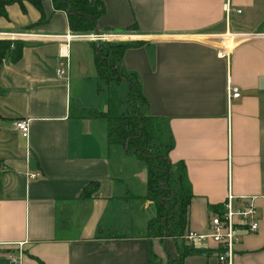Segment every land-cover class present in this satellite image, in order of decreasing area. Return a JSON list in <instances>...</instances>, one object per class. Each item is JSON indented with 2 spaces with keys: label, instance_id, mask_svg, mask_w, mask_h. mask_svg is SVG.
<instances>
[{
  "label": "crops",
  "instance_id": "0c3cea01",
  "mask_svg": "<svg viewBox=\"0 0 264 264\" xmlns=\"http://www.w3.org/2000/svg\"><path fill=\"white\" fill-rule=\"evenodd\" d=\"M93 1L105 7L96 31L138 28L122 70L138 75L173 144L170 161L184 167L193 193L188 229L207 233L229 194L236 204L252 201L259 230L241 233L235 264H264V0ZM43 5L42 24L35 7L11 6L0 32L71 31L67 12ZM93 43L28 40L22 58L0 69V264H12L8 255L17 264H149L151 253L166 264L178 254L175 239L148 234L158 209L148 198L147 163L111 145L107 121L91 115L107 110L111 88L119 112H132L129 86L121 99L113 87L121 83L98 77ZM66 50L69 75L59 78ZM82 54L88 76L80 70L78 87L73 60ZM229 84L239 98L229 101ZM22 119L27 138L15 125ZM195 246L210 252L184 264H219L215 243Z\"/></svg>",
  "mask_w": 264,
  "mask_h": 264
},
{
  "label": "trees",
  "instance_id": "16d2710c",
  "mask_svg": "<svg viewBox=\"0 0 264 264\" xmlns=\"http://www.w3.org/2000/svg\"><path fill=\"white\" fill-rule=\"evenodd\" d=\"M45 0H0V18L9 20V8L19 5L27 13V4L35 7L41 13L37 24L48 20L44 11ZM55 10L65 11L68 14L69 28L73 33H92L97 30V22L105 13V7L93 0H51ZM136 26L117 32H137ZM95 49V62L97 75L108 82H126L130 88L127 103L132 107L128 115L121 114L118 101L115 99V90L111 88V98L106 111L92 113V116L104 119L108 123L109 143L123 146L127 155L136 157L147 163V183L149 186L148 198L155 202L158 214L149 222L148 234L173 238L178 246L175 258L169 256L166 264H184L186 257L210 252L207 249L197 248L195 245L184 242L188 229V212L190 200L193 196L187 181V198L182 201L176 194L172 184L175 169L169 158V151L173 144L160 147V137L164 138L161 122L150 113V104L141 89V82L136 73L122 70L124 53L132 47L138 46L136 42H100L93 43ZM28 41L0 39V69L5 63H17L23 56ZM77 111H72L71 114ZM159 122V126L155 124ZM156 148V151H154ZM183 167V165H181ZM184 171V167H183ZM185 176V171H184ZM186 179V177H185ZM94 187V186H93ZM96 187V186H95ZM94 187V188H95ZM3 189L2 175H0V192ZM185 191V190H183ZM93 191H85L91 195ZM216 207L214 212L221 210ZM149 264H162L159 258L151 253Z\"/></svg>",
  "mask_w": 264,
  "mask_h": 264
},
{
  "label": "built area",
  "instance_id": "2783aa9c",
  "mask_svg": "<svg viewBox=\"0 0 264 264\" xmlns=\"http://www.w3.org/2000/svg\"><path fill=\"white\" fill-rule=\"evenodd\" d=\"M229 6V5H228ZM237 12H241L238 10ZM136 35H130L118 32L100 33L95 31L92 33H73L68 31L64 34H41L33 35L30 33H8L0 32V39H19V40H42L61 42L68 46L75 41L88 42H121L124 40L132 41ZM229 36V35H227ZM230 38V37H227ZM66 53L60 59L57 76L65 78L69 75L70 59L69 53ZM228 99L239 98L240 90L229 84L227 89ZM24 137H28L30 133V124L28 120H17L15 123ZM236 197L229 194L227 200L218 212H213L210 218L209 230L207 233L201 234L194 231H189L185 235V239L192 245H204L212 242L217 245L215 250L219 264H235L236 246L242 240L241 233H256L259 230V211L252 201L243 204H236ZM12 264H17L18 259L13 255H8Z\"/></svg>",
  "mask_w": 264,
  "mask_h": 264
},
{
  "label": "rangeland",
  "instance_id": "374dc122",
  "mask_svg": "<svg viewBox=\"0 0 264 264\" xmlns=\"http://www.w3.org/2000/svg\"><path fill=\"white\" fill-rule=\"evenodd\" d=\"M15 33H29L27 31H19V32H15ZM118 33H125V32H118ZM125 34H135L133 32H126ZM11 40H19V39H11ZM121 42H130L128 40H124ZM235 41L233 40L232 43H234ZM111 43V42H110ZM112 43H120V42H112ZM76 49L74 48V52H79V50H81L79 45L75 46ZM85 49V48H84ZM75 57V63L73 60V66H76V71H77V80H78V87H82L84 81V75L79 74L80 70L85 68V72H86V76H88V64L84 62V56L82 54V59L80 60L78 58V55H74ZM73 85H75V81H73ZM81 85V86H80ZM102 85V94H104L105 92L108 94V85H106L104 82H101ZM78 87L73 86V92H74V96L76 94V90L78 89ZM114 88H118V92H117V96L121 99H123L122 97H120L123 94V91H121L122 89H124V92H126V90H128V84H126V82H122L120 85L119 84H114L113 86ZM161 122V121H160ZM155 124L157 125V128L159 126V122L155 121ZM168 140V139H167ZM165 138H161L160 137V143H158V145L160 147H162L164 149L165 146H167L169 144V141H167ZM154 151H156V148H154ZM174 180H173V188L176 191V194H179L182 201H184V199L186 200L188 194H187V184H186V179L184 176V171H183V167L181 165L177 166L175 169V174H174ZM185 190V191H183ZM154 208L152 206V208H150V211L153 212ZM185 238V237H184ZM186 240V239H185Z\"/></svg>",
  "mask_w": 264,
  "mask_h": 264
},
{
  "label": "bare ground",
  "instance_id": "6f19581e",
  "mask_svg": "<svg viewBox=\"0 0 264 264\" xmlns=\"http://www.w3.org/2000/svg\"><path fill=\"white\" fill-rule=\"evenodd\" d=\"M227 35H230V34H227Z\"/></svg>",
  "mask_w": 264,
  "mask_h": 264
},
{
  "label": "water",
  "instance_id": "95a60500",
  "mask_svg": "<svg viewBox=\"0 0 264 264\" xmlns=\"http://www.w3.org/2000/svg\"><path fill=\"white\" fill-rule=\"evenodd\" d=\"M100 42H98V44H99Z\"/></svg>",
  "mask_w": 264,
  "mask_h": 264
}]
</instances>
